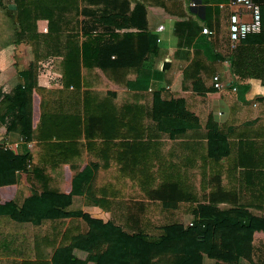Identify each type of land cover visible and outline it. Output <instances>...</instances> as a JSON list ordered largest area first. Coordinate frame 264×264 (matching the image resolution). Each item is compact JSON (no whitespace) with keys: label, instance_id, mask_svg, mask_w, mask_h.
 <instances>
[{"label":"trees","instance_id":"trees-1","mask_svg":"<svg viewBox=\"0 0 264 264\" xmlns=\"http://www.w3.org/2000/svg\"><path fill=\"white\" fill-rule=\"evenodd\" d=\"M13 1L10 6L0 0V49L23 42L27 66L18 71L19 80L12 88L0 85V147L8 139L17 140L16 153L6 149L9 158H22L21 165L30 158L32 168L29 183L18 179L14 196L0 201V264H142L134 246L120 243L123 228L152 244L149 264H202L203 254L215 258V264H264V240L253 241V228L242 223L245 218L264 222V105L258 104L261 116L246 119L239 114L240 108L250 110L252 103L262 99L264 90L255 91L253 82L238 84L237 96H225L226 119L218 122L209 114L201 125L186 99L164 97L166 87L161 84L170 83L173 65L162 69L163 61L180 57L182 66L173 90L189 89L200 95L210 90L211 69L207 72L196 58L188 61L192 48L210 62L227 59L232 73L257 79L263 86L264 59L243 61L242 53L248 49L241 46L252 39L261 42L262 20L260 31L248 32L223 54L213 46L210 34L201 32L204 25L191 19L174 22V49L160 45L158 36L148 29L146 4L141 0H135L132 8L131 0ZM254 1L260 7L262 0ZM40 21H46L47 31L40 30ZM39 61H51L52 69L61 68V88L38 84ZM81 63L135 65L137 76L128 81V87L153 90L146 116L159 133L141 135L142 143L132 147L143 158L136 161L141 171L130 177V187L136 185L141 191L119 200L116 195L92 200L103 203L113 217L106 221L71 208L73 195L79 191L75 184H82L83 175V184L90 182L87 175L97 171V163H89L73 177L70 191H56L53 167L67 157L49 149L65 142L57 141L64 136L41 134L45 115L48 122L55 121V115L47 114L51 95L59 97L68 90L73 95L79 92L84 101L77 111L76 136L89 140L102 135L91 133L92 116L86 115L85 99L91 91L81 89L80 81L69 72ZM34 91L41 99V142L31 154L27 142L33 137ZM161 134L170 139L167 149ZM133 167L128 161V170ZM61 212L71 215L65 226ZM176 224L182 232H165L166 226ZM208 228L213 238L204 244ZM191 230L196 231L195 242L186 243L185 232ZM68 244V259L59 253L50 255L55 246Z\"/></svg>","mask_w":264,"mask_h":264},{"label":"crops","instance_id":"crops-1","mask_svg":"<svg viewBox=\"0 0 264 264\" xmlns=\"http://www.w3.org/2000/svg\"><path fill=\"white\" fill-rule=\"evenodd\" d=\"M7 1V0H6ZM3 0V3H8ZM146 4L148 29L158 36L160 45L174 49L177 45V37L174 34V22L177 20L191 19L198 24L207 26L213 30L210 34V39L216 50L223 54H228L233 48V44L228 38V19L230 13L238 10L237 6L229 3L230 0H141ZM254 1V0H253ZM255 2V1H254ZM135 0L130 1V7L134 6ZM257 3V2H256ZM258 4V3H257ZM259 5V4H258ZM262 34L261 42H253L241 46H247L248 52L242 53L243 61L263 60L264 59V0L260 3ZM241 10V9H240ZM239 10V11H240ZM242 18L249 19L248 15H242ZM42 22V21H40ZM261 28V27H260ZM125 29V28H123ZM260 31V29L258 30ZM229 42V45L227 44ZM229 46V47H228ZM25 44L23 42L11 43L0 49V85L3 84L7 89L12 88L19 80L18 71L27 66L24 55ZM190 55L188 61L196 58L204 63V68L212 73L211 79L208 80L210 90L204 94L193 93L189 89L173 90V85L177 81L180 74V57L172 58L169 67L175 65L174 70L170 69L168 78L170 83L163 81L166 89L162 92L164 97L183 96L186 99L188 109L195 113L200 120L201 125H204L209 114H212L218 122L226 119L229 114V104L225 96H237L238 84H247L253 82L255 91L258 89L264 90V85L259 83L257 79L249 76H240L232 73L229 69V62L225 60H214L210 62L201 54L196 55L192 48H189ZM179 56V55H178ZM187 61V60H185ZM209 61V62H208ZM168 67V68H169ZM166 68V69H168ZM172 70V71H171ZM202 70V69H201ZM61 68L52 69L51 61H39L37 81L40 86L47 88L59 89L62 87ZM71 77L80 81V87L83 90H90L85 99L86 115L92 116L91 133L102 134L101 136H92L86 140L83 136L77 137V111L80 105L84 104L81 101L80 93L73 95L68 90L61 96L56 93L51 95V106L47 109V114L55 115V121L47 120L45 115L44 122L41 124V134L64 136L65 141L59 143L55 149L49 151L67 157L66 160H58L53 167L54 188L58 192H68L73 188V177L91 162L97 163V171L89 177L90 182L86 185L83 180L86 176L81 177V183L77 186V191L72 198L71 208L76 211L87 212L93 217L100 218L104 221L113 219L110 213L104 207V204H97L92 200L115 199L128 193L137 194L141 191L135 185L130 187L131 178L135 177L141 171V165L136 167V161H141L142 155L135 154L133 149L142 143V136H152L159 132L153 128V120L146 116L152 102V89H132L129 88L128 81H133L137 76V66L135 65H80L78 69L75 65L71 66L69 71ZM221 73V74H220ZM218 74L219 78L226 79L227 86L223 89H214L212 86L213 75ZM221 76V77H220ZM223 76V77H222ZM231 79H235L232 86L229 85ZM235 86L236 89H232ZM74 86L70 85L69 90H73ZM168 93V94H166ZM241 101V100H240ZM40 94L33 92L32 105V129L33 137L27 142V147L31 154H35L40 146L41 137L39 136V127L41 122V107ZM255 103V105H254ZM252 103L249 109L240 108V116L246 119H252L261 116L258 107L264 105V93L262 99ZM260 103V105H258ZM258 105V106H257ZM247 107V106H243ZM217 108V109H216ZM62 114V115H61ZM63 116V117H62ZM90 118V117H88ZM90 120V119H89ZM150 127V128H149ZM203 128V127H202ZM128 135V136H127ZM14 136V135H13ZM160 139L165 141V149L170 145V139L166 134H161ZM77 137V138H76ZM58 139V138H56ZM77 139L75 142V140ZM9 140V139H8ZM17 141V140H14ZM69 142L71 145H66ZM30 143V147L28 146ZM133 147V148H132ZM50 148V147H49ZM79 152H76L78 150ZM16 153L13 148L7 149ZM22 158H9L6 149L0 147V201L3 202L12 198L17 188V180L28 184L27 178L18 174V168L22 164ZM128 161L133 162L135 167L128 170ZM196 177H199L198 172L194 170ZM31 171H29L30 173ZM28 173V174H29ZM199 182L197 183L198 187ZM81 190V191H80ZM87 195V196H86ZM64 218V226L68 223L71 215L66 212L60 213ZM242 223L253 228L252 240L257 238L264 239V222H259L255 218H245ZM211 229L207 230V241L204 244L212 242ZM167 234L182 232V226L179 224L166 226L164 228ZM191 230L185 232V242H195L194 233ZM134 232L122 229L119 236V241L122 244H128L136 248V255L141 258L142 264H149L151 261L152 244L146 242L140 237L133 236ZM135 237V238H134ZM69 250L71 244L66 245ZM58 247L55 246L57 253ZM216 259L203 254L202 264H215ZM91 264V263H88Z\"/></svg>","mask_w":264,"mask_h":264},{"label":"built area","instance_id":"built-area-1","mask_svg":"<svg viewBox=\"0 0 264 264\" xmlns=\"http://www.w3.org/2000/svg\"><path fill=\"white\" fill-rule=\"evenodd\" d=\"M229 3L233 6H237L239 9L230 13L228 19V36L232 44L234 45L240 38L244 37L248 32L258 31L261 27V11L259 5L253 0H230ZM10 4V3H8ZM241 9V10H240ZM240 10V11H239ZM248 15L249 19L242 18V15ZM47 24H40V30L47 31ZM202 33L212 34L213 30L207 26H203ZM212 86L216 89H223L227 86V82L219 78L218 74L213 75ZM232 89H236L235 86ZM255 105V103H254ZM5 149H17L18 141H12L11 143L5 141L2 145ZM30 147V143L28 145ZM32 161L30 158L26 160V163L20 165L18 168V174L26 177L31 171ZM191 224V222H189Z\"/></svg>","mask_w":264,"mask_h":264},{"label":"rangeland","instance_id":"rangeland-1","mask_svg":"<svg viewBox=\"0 0 264 264\" xmlns=\"http://www.w3.org/2000/svg\"><path fill=\"white\" fill-rule=\"evenodd\" d=\"M5 1H6V0H5ZM6 2H7V3H10V6L14 5V3H15L13 0H7ZM14 9H15V8H14ZM43 23H44V24H47L46 21H42V22H40L41 25H42ZM227 44L229 45V42H228V41H227ZM228 47H229V46H228ZM174 68H175V65L172 67V70H174ZM172 70H171V71H172ZM220 74H221V73H220ZM220 77H221V76H220ZM222 77H223V76H222ZM221 79H222V78H221ZM224 79H225V80H223L224 82L226 81V79L229 80V76H228L227 78L224 77ZM166 94H168V93H166ZM216 109H217V108H216ZM6 141H8V142H10V143L12 142L11 140H6ZM195 183H196V184H195V186H196L197 183H198V181L196 180ZM257 239L259 240V239H262V238L259 237V238H257ZM263 240H264V239H263ZM256 241H257V240H256ZM54 249H55V247H54V248L52 249V251L50 252V255H51V253H52L53 251H55ZM66 251H67V246H66V245H64V246H62V247H58V249H57V253H59V255H60V257H62V259H68V256H67L68 254H67ZM55 256H56V255H55Z\"/></svg>","mask_w":264,"mask_h":264},{"label":"water","instance_id":"water-1","mask_svg":"<svg viewBox=\"0 0 264 264\" xmlns=\"http://www.w3.org/2000/svg\"><path fill=\"white\" fill-rule=\"evenodd\" d=\"M169 65H170V61H168V60H164L163 61V63H162V69H166V68H168L169 67Z\"/></svg>","mask_w":264,"mask_h":264}]
</instances>
